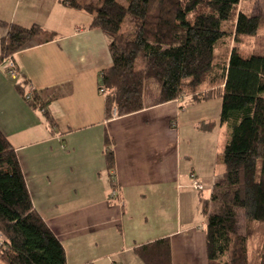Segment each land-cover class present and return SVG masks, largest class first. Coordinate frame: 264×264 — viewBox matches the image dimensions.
<instances>
[{
    "label": "crops",
    "instance_id": "1",
    "mask_svg": "<svg viewBox=\"0 0 264 264\" xmlns=\"http://www.w3.org/2000/svg\"><path fill=\"white\" fill-rule=\"evenodd\" d=\"M92 19L63 0H0V21L57 34L15 53L18 79L0 65V129L16 149L32 203L65 247L66 264H148L142 248L160 239L169 242L171 264H209L201 198L211 199L224 174L227 140L213 136L225 128L222 105L210 115L202 104L212 99L158 103L159 86L145 91L141 111L107 119L99 87L112 54ZM7 32L0 26V40ZM32 90L50 98L52 123L27 102Z\"/></svg>",
    "mask_w": 264,
    "mask_h": 264
},
{
    "label": "trees",
    "instance_id": "2",
    "mask_svg": "<svg viewBox=\"0 0 264 264\" xmlns=\"http://www.w3.org/2000/svg\"><path fill=\"white\" fill-rule=\"evenodd\" d=\"M241 1L246 0H127L125 5L63 0L93 15L91 27L109 37L112 63L100 75L107 119L114 107L118 117L141 111L151 80L160 86L158 103L185 95L194 101L222 98L220 123L229 128L221 148L224 174L211 199L201 198L209 264H264V35H259L264 17L239 10ZM127 19L131 25L125 32ZM227 22H234L232 35L224 30ZM0 26L8 28L0 40V65L30 41L57 36L40 24L0 21ZM232 37L235 42L255 37L256 46L245 54L229 44ZM18 87L27 88L23 81ZM32 91V98L24 92L27 102L52 123L50 98ZM106 155L113 170L110 145ZM0 231L6 238L0 264H66L65 247L34 207L16 149L1 129ZM142 251L148 264H171L167 239Z\"/></svg>",
    "mask_w": 264,
    "mask_h": 264
},
{
    "label": "rangeland",
    "instance_id": "3",
    "mask_svg": "<svg viewBox=\"0 0 264 264\" xmlns=\"http://www.w3.org/2000/svg\"><path fill=\"white\" fill-rule=\"evenodd\" d=\"M84 2H94L97 0H82ZM121 3H123L124 5L127 4V0H119ZM241 4L239 5V10L245 12L246 14H254V15H261L262 17H264V0H246V1H241ZM130 15L128 16V18L130 19ZM130 21L127 19L126 23L123 25V31H127L130 29ZM224 30H228V32L231 34L234 32L235 30V26H234V22H227L223 24ZM232 35V34H231ZM259 35H264V28L261 29V31L259 32ZM229 44L231 46H238V48H241L242 52H244L245 54H248L251 52V50L254 49V47L256 46V38L255 37H245L243 38L240 42H235L233 37L230 40ZM142 59L139 58L138 62H137V67L138 69L142 67ZM159 88L158 83L155 80H151L150 82H148L146 84V91L149 93H151V91L155 92L157 89ZM222 104V98H218V99H212L209 100L208 102H204L202 105H207V107L209 108V110H207V114L209 113L211 115V113L209 111H213V113H215L219 107V105ZM207 108V109H208ZM206 109V108H205ZM201 112L204 113V109L200 108ZM229 128L225 125V128H221L220 129H216V131L213 133V136H219L221 140V143H223V141L225 142V139L227 140L228 133L227 131ZM227 133V134H226ZM225 144V143H224ZM223 145L221 144L220 149ZM192 182V181H191ZM252 247L254 248V246L257 245L256 240L252 241Z\"/></svg>",
    "mask_w": 264,
    "mask_h": 264
},
{
    "label": "built area",
    "instance_id": "4",
    "mask_svg": "<svg viewBox=\"0 0 264 264\" xmlns=\"http://www.w3.org/2000/svg\"><path fill=\"white\" fill-rule=\"evenodd\" d=\"M4 65H5V70L7 71V74L9 75V77H11L12 79H18L20 76V69L18 68V65L16 63V60L9 56L6 58V60L4 61ZM3 65V66H4ZM100 91L106 95L107 91L105 88L102 87V85H100ZM29 98H32V92L29 94L28 96ZM118 113V110H116V108H113V117H116ZM191 185L193 186L194 189H196L197 191H202L205 188V185H203V183L201 181H199V179L197 178L196 174H194L193 172L191 173ZM119 195L118 190L117 189H113L111 196L113 198H116ZM6 243V238L4 237L3 233L0 231V246ZM117 264V263H116Z\"/></svg>",
    "mask_w": 264,
    "mask_h": 264
}]
</instances>
